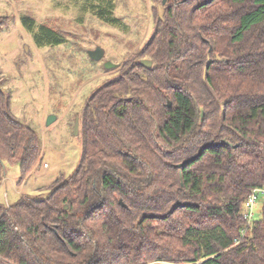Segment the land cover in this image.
Returning a JSON list of instances; mask_svg holds the SVG:
<instances>
[{
    "label": "trees",
    "instance_id": "obj_1",
    "mask_svg": "<svg viewBox=\"0 0 264 264\" xmlns=\"http://www.w3.org/2000/svg\"><path fill=\"white\" fill-rule=\"evenodd\" d=\"M98 1L118 25L113 0ZM161 4L139 52L151 66H122L86 100L71 175L0 202V264H264V198L244 216L264 186V0ZM21 22L37 47L65 41ZM1 83L0 183L18 164L21 184L42 145Z\"/></svg>",
    "mask_w": 264,
    "mask_h": 264
},
{
    "label": "rangeland",
    "instance_id": "obj_2",
    "mask_svg": "<svg viewBox=\"0 0 264 264\" xmlns=\"http://www.w3.org/2000/svg\"><path fill=\"white\" fill-rule=\"evenodd\" d=\"M118 25L95 15L98 0H0V79L10 90V109L29 124L41 140L40 160L18 184V164H7L0 183V202L20 196L43 198L58 177L71 175L82 149L81 113L93 91L116 77L122 66H135L139 52L151 38L155 22L163 17L161 0H113ZM93 4V5H92ZM31 17L35 28L46 24L65 39L57 46L37 47L22 25ZM100 47L104 56L94 61L88 51ZM148 59V58H146ZM115 67L105 69V62ZM55 116L48 125L47 118ZM78 120V133L74 134ZM261 199L255 203L254 219L260 217ZM155 264V263H154Z\"/></svg>",
    "mask_w": 264,
    "mask_h": 264
},
{
    "label": "water",
    "instance_id": "obj_3",
    "mask_svg": "<svg viewBox=\"0 0 264 264\" xmlns=\"http://www.w3.org/2000/svg\"><path fill=\"white\" fill-rule=\"evenodd\" d=\"M162 2L164 3L165 0H162ZM88 56L94 61H99L104 56V50L102 48H100V47H97V48H95L93 50H89L88 51ZM210 61H211V59H208L207 63H209ZM140 62H141V64H143V65H145L147 67H150L151 64H152V61L150 59H146V58L141 59ZM113 67H115V64L112 63V62L107 61L104 64V68L105 69H110V68H113ZM54 120H55V116H49L47 118V122L46 123L48 125H50ZM77 133H78V120H76L75 126H74V134H77ZM223 142L226 143V140H222V143ZM63 207L66 208L67 205H64Z\"/></svg>",
    "mask_w": 264,
    "mask_h": 264
},
{
    "label": "built area",
    "instance_id": "obj_4",
    "mask_svg": "<svg viewBox=\"0 0 264 264\" xmlns=\"http://www.w3.org/2000/svg\"><path fill=\"white\" fill-rule=\"evenodd\" d=\"M261 198H264V186L254 188L250 193V195L248 196V198L246 199L244 216L247 220L253 218L252 216L254 215L253 209L255 203L257 202L258 199Z\"/></svg>",
    "mask_w": 264,
    "mask_h": 264
}]
</instances>
